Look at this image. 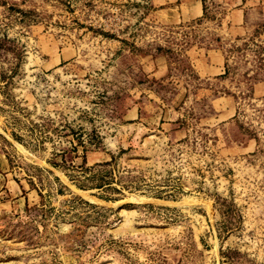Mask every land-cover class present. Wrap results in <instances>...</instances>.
Returning a JSON list of instances; mask_svg holds the SVG:
<instances>
[{"label":"rangeland","instance_id":"374dc122","mask_svg":"<svg viewBox=\"0 0 264 264\" xmlns=\"http://www.w3.org/2000/svg\"><path fill=\"white\" fill-rule=\"evenodd\" d=\"M239 2L0 0V175L27 194L0 189V264H264V22Z\"/></svg>","mask_w":264,"mask_h":264},{"label":"crops","instance_id":"0c3cea01","mask_svg":"<svg viewBox=\"0 0 264 264\" xmlns=\"http://www.w3.org/2000/svg\"><path fill=\"white\" fill-rule=\"evenodd\" d=\"M239 1L240 2L237 5H242L243 0H239ZM253 1H255L256 4H253L254 6L251 10V13L257 12V17H258L257 19L259 21L264 22V0H253ZM247 22L248 20H247V17L245 16V11H243V9L236 8L229 13V23L235 27V30L237 33H240V31H243L245 29L244 26L248 24ZM226 70H227V66H226ZM128 115H129V120H133L135 117L138 116V113L137 111L134 112V110H131L129 111ZM6 167H8V164L4 165L3 163L0 166V170L2 172H5ZM2 187H5L6 189L5 193L7 194L10 200L18 199V197L19 198L23 197V203H26L27 194L23 195V192H22V189L24 188L21 189L17 184H13V181H10L9 175H6L5 173L0 175V189H2ZM10 188L12 189L15 196H12L13 194L11 195V192H9L10 195H8L7 189H10ZM18 200L17 202H19Z\"/></svg>","mask_w":264,"mask_h":264},{"label":"trees","instance_id":"16d2710c","mask_svg":"<svg viewBox=\"0 0 264 264\" xmlns=\"http://www.w3.org/2000/svg\"><path fill=\"white\" fill-rule=\"evenodd\" d=\"M102 187V186H101ZM101 187H99V188H101Z\"/></svg>","mask_w":264,"mask_h":264}]
</instances>
